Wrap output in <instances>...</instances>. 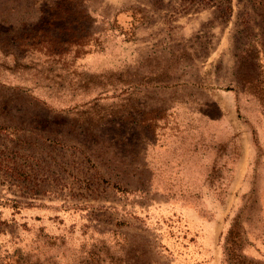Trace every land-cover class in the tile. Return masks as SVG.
<instances>
[{
  "label": "rangeland",
  "instance_id": "374dc122",
  "mask_svg": "<svg viewBox=\"0 0 264 264\" xmlns=\"http://www.w3.org/2000/svg\"><path fill=\"white\" fill-rule=\"evenodd\" d=\"M0 264H264V0H0Z\"/></svg>",
  "mask_w": 264,
  "mask_h": 264
}]
</instances>
